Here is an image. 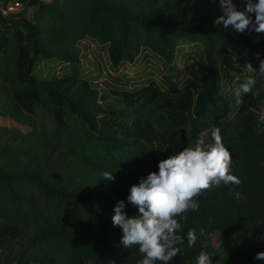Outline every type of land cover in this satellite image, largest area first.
<instances>
[{"label":"trees","instance_id":"obj_1","mask_svg":"<svg viewBox=\"0 0 264 264\" xmlns=\"http://www.w3.org/2000/svg\"><path fill=\"white\" fill-rule=\"evenodd\" d=\"M8 1L0 5V115L27 130L0 125V264H136L138 248H124L112 225L114 207L124 201L136 215L130 187L199 138L210 143V126L220 128L241 183L213 187L197 198L198 211L177 218L184 243L170 264H195L205 237L188 247L190 228L210 234L213 264H264L255 259L264 252V80L233 108L221 73L225 56L258 69L264 33L215 24L223 12L212 0H23L20 12L3 14ZM85 42L104 47L112 75L150 51L163 60L161 83L124 90L122 107L104 105L80 66ZM185 42L202 48L195 94L178 87L172 61ZM43 63L51 76L34 73Z\"/></svg>","mask_w":264,"mask_h":264},{"label":"clouds","instance_id":"obj_2","mask_svg":"<svg viewBox=\"0 0 264 264\" xmlns=\"http://www.w3.org/2000/svg\"><path fill=\"white\" fill-rule=\"evenodd\" d=\"M244 10H238L233 0H219L223 15L215 24L224 28L231 27L238 33H264V0H242ZM255 16L253 20L252 16ZM258 69L251 62L242 67L245 79L234 89L236 103L242 105L244 97L253 92L257 80H264V59L256 54ZM259 95V91L254 93ZM264 124V115L259 116ZM257 134H259V129ZM210 135V143L199 141L195 146L188 145L176 155L162 160L158 172H152L141 178L137 185L130 187L127 201L138 211L129 217L125 212L124 201L117 202L111 218L113 227L122 230L121 245L124 248L137 247L141 259L136 264H170L181 252L184 237L180 234L182 225L177 219L186 220L185 213L199 210L197 198L213 187L221 185H239L240 179L232 174V155L224 146L220 128L210 126L204 132ZM103 180L114 181L112 172L104 171ZM239 199L241 194L234 192ZM209 233L204 228H190L186 239L188 247H194L200 237L201 251L195 258V264H213V259L204 251L208 247ZM264 239V236H261ZM264 260V252L255 256ZM109 264H114L110 261Z\"/></svg>","mask_w":264,"mask_h":264},{"label":"rangeland","instance_id":"obj_3","mask_svg":"<svg viewBox=\"0 0 264 264\" xmlns=\"http://www.w3.org/2000/svg\"><path fill=\"white\" fill-rule=\"evenodd\" d=\"M5 1L0 0V5ZM212 1L219 4V0ZM233 3L238 10H244L245 5L242 0H233ZM31 12V8H28V11L26 10V14H30ZM79 45L84 49V52L81 54L82 65H80L83 74H87L92 78L93 86L98 88L101 103L104 105L114 103L116 106L122 107V93L124 90L140 88L150 81L161 83L163 73L166 71L162 64L163 60L160 57L150 51L141 49L139 56L135 58L132 64H125L123 66V73L112 75L108 71L104 47L97 45L95 48H91L87 42L83 44L79 43ZM201 54L202 48L200 44L185 42L176 48L172 60L176 63V67L178 66L177 68L181 70L178 87H187L193 94L198 90L196 61ZM245 63L244 61H240V59L229 56L223 57L221 61L223 90L233 108L238 106L234 89L245 79L246 74L242 70ZM52 71L53 67L51 63H43L42 66L34 68V73L38 76H51ZM36 117L47 129L52 127V123L44 111L37 110ZM68 122L71 125L76 124L75 120L71 118L68 119ZM0 125L16 126L22 130H27V127L19 125L10 116L4 114L0 115ZM87 264L93 263L88 261Z\"/></svg>","mask_w":264,"mask_h":264},{"label":"built area","instance_id":"obj_4","mask_svg":"<svg viewBox=\"0 0 264 264\" xmlns=\"http://www.w3.org/2000/svg\"><path fill=\"white\" fill-rule=\"evenodd\" d=\"M25 6L23 0H9L4 6H2L1 11L3 14L6 13H17L20 12ZM197 141H203L199 138Z\"/></svg>","mask_w":264,"mask_h":264}]
</instances>
